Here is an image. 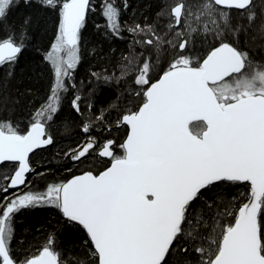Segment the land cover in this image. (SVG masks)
Returning a JSON list of instances; mask_svg holds the SVG:
<instances>
[{"label": "snow or ice", "instance_id": "1", "mask_svg": "<svg viewBox=\"0 0 264 264\" xmlns=\"http://www.w3.org/2000/svg\"><path fill=\"white\" fill-rule=\"evenodd\" d=\"M37 2L59 14L57 36L45 56L54 83L26 131L0 121V164L18 162L14 175L3 177L7 184H0L5 194L29 186L27 174L35 171L29 154L54 142L47 124L69 90L67 81L80 62L81 30L94 10L91 0ZM17 3L0 0V30ZM101 5L108 32L119 37L121 9L114 0ZM123 6L126 10L127 0ZM157 16L166 23L126 29L140 37L134 44L152 50L140 59L135 53L123 58L120 78L133 74L140 90L132 95L141 97L136 110L116 123L128 128L126 138L119 144L108 139L98 152L92 139L71 150L73 161L93 153L106 159L108 166L98 173L84 171L43 192L5 195L0 264H69L56 250L54 234L34 255L12 254L13 217L43 206H54L67 222L82 226L85 248L98 264H168L174 242L196 223L194 204L220 182H247L250 194L234 214L226 210L233 222L218 224L219 231L200 221L204 238L195 251L201 264H264V0H173ZM205 43L198 53L197 44ZM23 48L14 32L0 37V67L7 66L9 76ZM168 50L172 59L164 67L157 60ZM80 100L77 95L72 101L77 113ZM96 119L103 121V115ZM90 128L85 124L82 130Z\"/></svg>", "mask_w": 264, "mask_h": 264}, {"label": "trees", "instance_id": "2", "mask_svg": "<svg viewBox=\"0 0 264 264\" xmlns=\"http://www.w3.org/2000/svg\"><path fill=\"white\" fill-rule=\"evenodd\" d=\"M114 3L121 9L119 19L122 30L119 37L108 32L106 18L101 12V0H92L94 10L89 12L81 30L80 62L73 71L72 78L75 85H85L80 94V112L77 113L72 106L75 90L69 87L62 94L58 113L47 124L53 144L40 149L31 157L35 171L29 175L30 184L15 194L29 190L43 192L47 185L66 182L75 174L87 170L96 171L94 161L100 160L98 165L102 166L104 158L93 153L83 162L73 161L69 156L71 150L92 139L97 144L98 152L106 140L114 139L119 144L126 138L128 128L123 125L117 128L116 123L125 112L136 110L141 97L132 95L140 90L134 84L133 74L120 78L121 65L126 63L123 58L135 53L140 59L152 52L151 49L134 44V40L140 37L126 29L136 24L158 26L166 23L158 18L157 13L165 4H171V0H127L126 10L123 6L124 0H114ZM58 25V11L41 6L37 0H30L29 3L18 0L0 30V37L14 32L24 44L16 64L11 69V76L8 75L7 66L0 67V121L12 122L21 132L28 129L32 114L45 104L53 86L54 70L51 63L45 60V56L55 42ZM206 47V43L197 44V52ZM171 59L172 53L167 51L162 53L157 63L166 67ZM93 74H98L99 78ZM109 76L113 78L105 81L104 77ZM101 115L103 121L97 120L96 117ZM85 124L91 125L89 133L82 130ZM116 152L121 154L119 149ZM13 170V164H4L0 168V172L6 171L7 177ZM249 194L248 183L220 182L201 196L192 209L196 223L187 225L183 238L178 243L174 242L171 257L166 258L168 264H201L199 254L195 251L204 238L200 221L203 219L204 228L212 227L219 231L218 224L233 222V217L225 214L226 210L234 214L246 202ZM8 196L11 197L12 194ZM13 228L11 249L17 259L36 254L49 234H54L55 248L69 264L77 259L85 260L86 264H98L97 258L85 248L87 235L82 226L67 222L54 206L21 210L13 217ZM189 232L193 234L191 237ZM181 248L188 249L187 253L180 251Z\"/></svg>", "mask_w": 264, "mask_h": 264}, {"label": "bare ground", "instance_id": "3", "mask_svg": "<svg viewBox=\"0 0 264 264\" xmlns=\"http://www.w3.org/2000/svg\"><path fill=\"white\" fill-rule=\"evenodd\" d=\"M89 14V13H88ZM87 17H88V15H87ZM87 19V18H86ZM170 51V50H169ZM20 55V54H19ZM72 78H73V76H72ZM67 83L68 84H71V85H74V87H71V85H70V88H73V90H75L74 91V98H75V96H77V95H79L80 96V94H81V92H83V90L85 89L84 87H85V85H83V86H79V85H75V83H73L72 82V79L71 80H68L67 81ZM97 163V165L100 163V160L98 161H96ZM95 163V162H94ZM4 173V175L6 176L7 175V173H5V171L3 172ZM13 173L14 172H12L8 177H11L12 175H13ZM5 185V184H4ZM5 195H7V194H5V193H0V198H2L3 197V199H4V196ZM3 199H0L1 201L3 200Z\"/></svg>", "mask_w": 264, "mask_h": 264}, {"label": "rangeland", "instance_id": "4", "mask_svg": "<svg viewBox=\"0 0 264 264\" xmlns=\"http://www.w3.org/2000/svg\"><path fill=\"white\" fill-rule=\"evenodd\" d=\"M171 3H173V0H171ZM169 51V50H168ZM171 51V50H170ZM162 53H164L163 51L160 53V57H162ZM103 147V145H101V147H100V149ZM99 149V150H100ZM96 161H97V159H96ZM96 161H94V162H96ZM97 163V162H96ZM96 163H94L93 164V166L94 167H97V170H100V169H102L104 166L106 167V165H108V161L106 160V159H103V165L101 166V165H98L97 166V164ZM15 168V167H14ZM93 168V167H92ZM4 171H1L0 172V184H3V183H5V180L3 179V177H5V175L4 176H1V174H4L3 173ZM6 172V171H5Z\"/></svg>", "mask_w": 264, "mask_h": 264}, {"label": "flooded vegetation", "instance_id": "5", "mask_svg": "<svg viewBox=\"0 0 264 264\" xmlns=\"http://www.w3.org/2000/svg\"><path fill=\"white\" fill-rule=\"evenodd\" d=\"M38 151H39V150H38ZM35 153H36V152H35ZM35 153H34V154H35ZM34 154H33V155H34ZM33 155H32V156H33ZM32 156H31V157H32ZM30 163H31L32 169H34V167H33V163L31 162V158H30ZM8 164H13V165H14V167H15L14 170H13V172H14L15 169L17 168V164H16V163H8ZM3 165H4V164H3ZM3 165H2V166H3ZM107 166H108V165H107ZM107 166H106V167H107ZM0 168H1V167H0ZM104 168H105V167H103V168L100 169V170H96V171L93 170V172H97V173H98L99 171H102ZM87 171H90V170H87ZM91 171H92V170H91ZM30 173H31V172H30ZM29 175H30V174H29ZM29 175H28V179H29ZM1 176H4V174H1ZM69 179H70V178H69ZM66 181H67V180H66ZM3 184L6 185V184H7V181H6L5 183H3ZM22 188H24V186H23ZM22 188H19V189H16V190H10L9 193H8L7 195L12 194L13 192H17V191H19V190L22 189ZM0 201H1V200H0Z\"/></svg>", "mask_w": 264, "mask_h": 264}, {"label": "water", "instance_id": "6", "mask_svg": "<svg viewBox=\"0 0 264 264\" xmlns=\"http://www.w3.org/2000/svg\"><path fill=\"white\" fill-rule=\"evenodd\" d=\"M91 3H92V0H91ZM88 15V14H87ZM87 18V17H86ZM48 132V131H47ZM49 145H47V146H44V147H42V148H40V149H43V148H46V147H48ZM40 149H36V150H34L32 153H30L29 154V161H30V158H31V156L35 153V152H37L38 150H40ZM6 163H16L17 164V167H18V162H4L3 164H6ZM3 164H0V167L3 165ZM30 166H31V163H30ZM31 168H32V166H31ZM16 170V169H15ZM83 173V172H82ZM82 173H79V174H75V175H80V174H82ZM30 173H28L27 175H29ZM13 175H14V173H13ZM74 175V176H75ZM73 177V176H72ZM71 177V178H72ZM70 178V179H71ZM69 180V179H68ZM245 183H247V182H245ZM23 186H21L20 188H22Z\"/></svg>", "mask_w": 264, "mask_h": 264}]
</instances>
